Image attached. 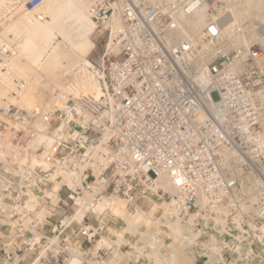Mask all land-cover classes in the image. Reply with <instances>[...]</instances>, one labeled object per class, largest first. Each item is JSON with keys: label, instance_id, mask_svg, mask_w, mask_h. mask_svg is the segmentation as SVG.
<instances>
[{"label": "rangeland", "instance_id": "obj_1", "mask_svg": "<svg viewBox=\"0 0 264 264\" xmlns=\"http://www.w3.org/2000/svg\"><path fill=\"white\" fill-rule=\"evenodd\" d=\"M28 1L0 8V264H264V219L225 175V152L204 150L164 117L134 130L111 116L92 66L107 24L96 19L83 36L74 17L41 31L65 0ZM102 2L73 0V10L93 18ZM262 8H230L231 50L243 41L264 52ZM85 37L93 46L80 51ZM45 61L58 67L48 73Z\"/></svg>", "mask_w": 264, "mask_h": 264}, {"label": "built area", "instance_id": "obj_2", "mask_svg": "<svg viewBox=\"0 0 264 264\" xmlns=\"http://www.w3.org/2000/svg\"><path fill=\"white\" fill-rule=\"evenodd\" d=\"M102 1L96 18L107 24L109 43L92 66L110 115L134 130H155L164 117L204 150L225 152V175L240 181L264 219V52L243 47L230 54L227 0ZM200 13L205 24L197 26Z\"/></svg>", "mask_w": 264, "mask_h": 264}, {"label": "bare ground", "instance_id": "obj_3", "mask_svg": "<svg viewBox=\"0 0 264 264\" xmlns=\"http://www.w3.org/2000/svg\"><path fill=\"white\" fill-rule=\"evenodd\" d=\"M76 1V0H74ZM82 1V0H81ZM246 1V4L249 5V6H252L254 7L255 9L259 8L261 9L262 6L264 7V0H245ZM3 3H5V0H0V8L1 6L3 5ZM81 3V2H80ZM230 3V8L234 6V4L236 3H233L231 0L229 1ZM78 4V3H77ZM76 4V5H77ZM86 4V3H84ZM83 4V5H84ZM75 5V6H76ZM73 0H65V1H60L57 3V5L55 7H53L51 10H52V18L49 19V21L52 22V26H44V25H40V24H36L35 28H41V31L42 29L44 30H51V29H55V28H60V24L62 22H65V21H68V20H71L72 18L74 17H78V19L80 20V23H81V30H82V34L83 36L86 35V34H90L91 30L93 29L94 27V24L96 22V18L93 16V18L89 17L87 14L83 13L82 11H77V13L75 14L74 10H73ZM82 6V5H81ZM87 6V5H86ZM241 6V5H239ZM80 7V6H79ZM85 7V6H83ZM82 7V8H83ZM81 8V9H82ZM240 8V7H239ZM78 9V8H77ZM233 9V8H232ZM230 9V12L228 14V22L226 23V27L224 29V32L226 35H232V36H235V34H232L231 33V29H230V26L229 24H233V22H235L237 20V15H236V11ZM235 9V7H234ZM242 9V7H241ZM263 9V8H262ZM261 9V10H262ZM86 10V9H85ZM260 10V11H261ZM259 11V10H258ZM259 11V12H260ZM87 12V10H86ZM262 12V11H261ZM246 15V14H245ZM96 16V15H95ZM205 18H206V15L205 13H200L196 19V22L195 24L200 26L202 24H204L205 22ZM76 19V18H75ZM239 19V18H238ZM43 21V20H42ZM35 22V21H34ZM74 23V22H73ZM69 26H67V29H68ZM76 27V26H75ZM31 28V27H30ZM78 28V26H77ZM65 29V28H64ZM60 30H63L62 28H60ZM73 31H74V27H73ZM65 33L64 35L68 38V40L70 39L71 40V34L70 32H66V30L63 32ZM78 33V32H77ZM93 33V32H92ZM9 34V33H8ZM76 34V33H75ZM241 36V35H240ZM8 37V35H7ZM64 37V36H63ZM81 37V36H80ZM9 38V37H8ZM41 38V37H40ZM74 39V38H73ZM77 40V39H76ZM232 40V39H231ZM82 41V40H81ZM32 43V41H30ZM236 42V41H235ZM86 43H89V37H85V40L79 45V49H81L80 51H85L86 49L88 50L89 48H91L93 46V42L91 41L89 43V45H87ZM243 43V41H241L240 45ZM88 46V47H87ZM23 48V47H22ZM43 49V48H42ZM40 51V50H39ZM42 52V51H41ZM26 55V54H25ZM86 55V54H85ZM44 58V57H43ZM35 59V58H34ZM82 59V58H81ZM83 60V59H82ZM81 60V61H82ZM41 61V60H40ZM75 61V60H74ZM84 62V61H83ZM39 63V61H38ZM85 63V62H84ZM83 64V63H82ZM84 66V65H83ZM57 64H55L53 61H45L44 62V65H43V68H44V71H53L56 69ZM87 70V69H86ZM85 70V71H86ZM15 72V71H14ZM86 73V72H85ZM11 74V73H10ZM83 75V74H82ZM7 76V75H6ZM10 76V75H9ZM6 78V77H5ZM88 81V80H87ZM96 83V82H95ZM94 83V84H95ZM95 93L97 96H99L100 94V89L99 87H97V84L95 85ZM87 90V89H86ZM89 93V92H88ZM82 94V93H81ZM96 95H94L96 97ZM80 96V95H79ZM98 98V97H96ZM81 113V112H80ZM73 184V183H72ZM81 184V183H80ZM73 186V185H72ZM77 187V186H76ZM80 191V190H79ZM95 200V199H94ZM99 200V199H98Z\"/></svg>", "mask_w": 264, "mask_h": 264}, {"label": "clouds", "instance_id": "obj_4", "mask_svg": "<svg viewBox=\"0 0 264 264\" xmlns=\"http://www.w3.org/2000/svg\"><path fill=\"white\" fill-rule=\"evenodd\" d=\"M229 1L230 0H227L226 1V3H227V16H228V14H229V12H230V3H229ZM232 1V0H231ZM243 0H241L240 2H242ZM233 2V1H232ZM240 2H233V3H240ZM28 6L30 7V8H35V7H38L39 5H37V6H35V7H33V6H31L30 5V3H29V1H28ZM95 18H96V16H94ZM97 19V18H96ZM206 19V18H205ZM195 22H196V20H195ZM228 22V17H227V21L225 22V27H226V23ZM204 24H205V22H204ZM204 24H202V25H204ZM202 25H200V26H202ZM229 25H231V24H229ZM198 26V25H197ZM225 29V28H224ZM107 31H108V28H107ZM226 35V34H225ZM227 36V40H228V51L230 52V54H234L235 53V51L238 49V48H241V46H243V47H250L249 45H240V46H236V48H234L233 50H231V38H230V36H228V35H226ZM108 43H109V31H108V42H107V45H106V51H107V47H108ZM8 47V46H7ZM242 47V48H243ZM252 48V47H251ZM253 48H257V47H253ZM257 49H259V48H257ZM261 49V48H260ZM262 50V49H261ZM106 51H105V54H106ZM105 54L103 55V57L96 63V64H92V65H97L99 62H102V60H103V58L105 57ZM49 72H51V70H49L48 71V73ZM17 80V79H16ZM98 81V80H97ZM98 85V84H97Z\"/></svg>", "mask_w": 264, "mask_h": 264}, {"label": "crops", "instance_id": "obj_5", "mask_svg": "<svg viewBox=\"0 0 264 264\" xmlns=\"http://www.w3.org/2000/svg\"><path fill=\"white\" fill-rule=\"evenodd\" d=\"M0 35H1V32H0ZM7 35H8V37H7ZM2 37H4L3 39H4V42L6 43V45L5 46H9V45H7V44H12L11 42H9V39L11 38H16V33L14 32V31H12V32H9V34H4V36H2Z\"/></svg>", "mask_w": 264, "mask_h": 264}]
</instances>
